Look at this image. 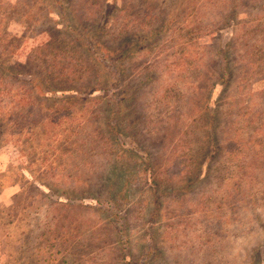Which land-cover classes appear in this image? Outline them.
Instances as JSON below:
<instances>
[{
  "label": "rangeland",
  "instance_id": "rangeland-1",
  "mask_svg": "<svg viewBox=\"0 0 264 264\" xmlns=\"http://www.w3.org/2000/svg\"><path fill=\"white\" fill-rule=\"evenodd\" d=\"M60 5L0 0V264H264V0Z\"/></svg>",
  "mask_w": 264,
  "mask_h": 264
},
{
  "label": "trees",
  "instance_id": "trees-1",
  "mask_svg": "<svg viewBox=\"0 0 264 264\" xmlns=\"http://www.w3.org/2000/svg\"><path fill=\"white\" fill-rule=\"evenodd\" d=\"M55 4L58 6L57 8L59 9V13L58 16L63 17V7L60 5L61 4V0H54ZM69 31L71 32H75V33H78V34H83L84 35V40H92L96 35L93 34V33H90V32H86L85 33L82 31V30H78V29H75L74 27L70 28ZM97 50H102V53L105 52L106 48L105 47H102L101 45L97 46ZM101 52V51H100ZM100 52H98V56H100ZM229 75V74H227ZM29 82H33L35 85L34 86H31L33 90H35L37 93H41L43 94L44 92L48 91L49 89L46 87L45 85V82H44V79L40 78V77H30L29 79ZM107 82H102L100 84V86H104L106 85ZM88 90H91V87L87 88ZM64 90V89H63ZM71 91V90H70ZM83 93H87V91L83 92ZM113 128H115L113 126Z\"/></svg>",
  "mask_w": 264,
  "mask_h": 264
}]
</instances>
